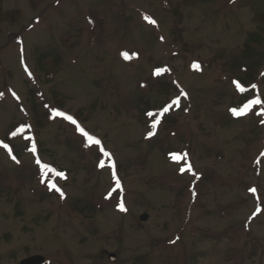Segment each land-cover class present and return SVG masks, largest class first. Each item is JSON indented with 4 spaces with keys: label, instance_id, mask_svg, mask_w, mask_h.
I'll use <instances>...</instances> for the list:
<instances>
[{
    "label": "rangeland",
    "instance_id": "374dc122",
    "mask_svg": "<svg viewBox=\"0 0 264 264\" xmlns=\"http://www.w3.org/2000/svg\"><path fill=\"white\" fill-rule=\"evenodd\" d=\"M31 1L0 0L14 17L0 22V264L37 254L50 264H264V107L235 120L234 72L216 68L249 61L239 51L258 34L251 56L264 71V0H204L181 21L161 0ZM44 56L61 65L52 82ZM154 66L165 69L164 92L139 87ZM35 93L58 116L43 129ZM147 107L174 112L177 127L155 124L147 138ZM28 123L32 147L11 144V128ZM42 164L68 172L50 183L63 199L35 179ZM203 170L218 183L193 203L188 183Z\"/></svg>",
    "mask_w": 264,
    "mask_h": 264
},
{
    "label": "trees",
    "instance_id": "16d2710c",
    "mask_svg": "<svg viewBox=\"0 0 264 264\" xmlns=\"http://www.w3.org/2000/svg\"><path fill=\"white\" fill-rule=\"evenodd\" d=\"M41 1V0H40ZM204 0H161L162 5L164 6V8L166 10H170L173 9V11L175 12V17L179 16V20L181 21L183 18V13L184 10L187 7L196 5L198 3H201ZM233 0H228V2H232ZM32 4L35 3V1H31ZM92 17V16H91ZM177 18V17H176ZM5 19H7L8 21L11 19H14L13 14L12 13H0V22L4 21ZM92 19L94 20V18L92 17ZM263 18L261 17H256V20L261 21ZM90 23L92 26V31L94 32H98L100 29V24L98 21H92L90 19ZM176 27H182V24H179V22L176 24ZM262 29H264V27H262ZM262 29L259 31V33L262 31ZM175 32V30H174ZM259 35L258 34H250V37L248 39V41L245 44V47L242 49H240L239 53L241 55L242 58H244V56L246 55V52H250L248 55H246V57L244 59H248L249 61L244 62L243 64H239V65H234L232 61H226L225 62H220L219 64H216V68H220L221 70L225 69L228 70L227 72H234L233 76L230 77L231 82H233V85L235 87L236 90H238V95H240V97H242L243 99L237 103L233 108L236 109H243L245 107V105L249 106L251 105V112L252 116L258 117L254 114V107H252V103H249L250 101H254L255 97L251 94H249L250 92L252 94H256L257 96L260 95L261 98V105L264 107V97L261 96V93H259L260 90V85L264 83V71H262L261 69L259 70L256 66H257V61L255 60L254 57L251 56V52L252 53H256L258 51L257 48L252 47L250 44H253L255 46H259L262 42V38H258ZM181 39L177 36L176 37V42H180ZM186 47H188V44H185ZM255 55V54H254ZM252 58V61H251ZM254 60V61H253ZM40 61V69L44 72L45 75V79L48 82H52L57 73L59 72V70L61 69V65L58 59L55 58H49V57H40L39 59ZM162 66V65H161ZM161 66H154L153 67V72H155L156 69H160ZM255 67V68H254ZM166 74L164 73H159L156 74L154 73V76H152L153 82L146 80V82H141L139 87L141 90L143 91H150L151 89H154L158 92H164L166 89L163 85L164 78H166ZM234 81L239 82V85L241 86L240 88L237 87L236 83H234ZM168 83V87H170V83ZM151 84L154 87H151ZM175 84V88L178 91V87H177V83L176 82H172V85ZM252 85H256L255 88L252 87ZM175 97V96H172ZM57 100V99H56ZM34 105H35V113H36V117L38 118V121L40 123L39 127L40 129H43L44 127L48 126L49 124H51L55 119H57L58 116H56L54 114V111H52V108L50 107L49 103L46 101V99L44 98V96L41 93H35L34 98ZM64 99L62 98L60 100V102L57 104V108L61 109L64 106ZM254 104V103H253ZM167 107V106H165ZM164 107H162L163 109ZM162 109L160 110H156V107H147L146 111H145V118L149 123V127L151 129V133H153L151 136H149L148 133L147 134V138H151V137H155V130L156 128L153 127L154 122H159L161 123V125H165L167 127L170 128H176V120L177 117L175 114L172 113H167L164 112ZM149 113H151L152 115H149ZM241 116H245V114L241 115ZM233 118L236 120L238 119V116L233 115ZM262 120V119H261ZM260 120H257V123L259 124ZM29 125H31V123L28 124H22L21 125V130L19 128L16 127H12L11 128V132L15 133V135H11L9 136L7 139L8 141L12 144V142L14 141L15 138L17 137H24L25 139H27L30 142V145L28 146V148L30 149V147L33 145L32 143L34 142L33 136H31L29 134V132L31 131V129L29 128ZM32 127V125H31ZM33 128V127H32ZM34 130V129H33ZM177 131V130H176ZM35 133V131H34ZM34 135V134H33ZM176 136V135H174ZM152 139V138H151ZM9 143V144H10ZM31 151V150H29ZM190 151V150H189ZM185 154V152H184ZM191 155V154H190ZM183 160L185 161L186 166L189 165V162H187L188 158L183 156ZM260 164H262L264 162V152L262 153V155L259 158ZM45 165L48 166V164H44L42 165L43 168H41L40 173L38 174V176L35 177V179H37V181L45 186V187H49L50 183L55 182L56 177L58 175V172H62L65 174H67V171H64V169H60L58 166L56 167V171L57 173L55 174L50 166L48 167H44ZM254 167H257V165H254ZM53 174L55 176H53ZM193 178L189 181L188 186L190 188L189 192H191L192 194V201L194 202H198L199 198L204 195V193L206 192L205 187L206 185L213 182L214 185H217L218 180L214 174V172L212 170H207V172L203 171H195V173L193 174ZM240 178V176L238 177V179ZM237 179V180H238ZM226 184V183H225ZM228 185V184H227ZM170 187L172 189H174L176 187V185H170ZM61 196V195H58ZM62 198V197H61ZM63 199V198H62ZM112 198L109 197H104V199L95 204V207L101 211V209L105 206H107V204L110 206V204L112 205ZM262 203V200H261ZM94 209V208H93ZM261 209L262 212L264 211V202L263 205L261 204ZM260 209V210H261ZM260 212V211H259ZM252 239H256V238H252ZM173 241V239L171 240H167L168 245H171V242ZM170 242V244H169ZM241 262L245 259V256L243 254H241ZM46 264H50V263H46Z\"/></svg>",
    "mask_w": 264,
    "mask_h": 264
},
{
    "label": "snow or ice",
    "instance_id": "6c2138e0",
    "mask_svg": "<svg viewBox=\"0 0 264 264\" xmlns=\"http://www.w3.org/2000/svg\"><path fill=\"white\" fill-rule=\"evenodd\" d=\"M145 19H148V17H145ZM151 23H155V21L154 20H152V21H150ZM123 55L125 56V58H128V54L127 53H123ZM163 71H165V69H156L155 70V73L156 74H159V73H161V72H163ZM234 83H236V85H237V87L238 88H240L241 86L239 85V82H237V81H234ZM252 87L253 88H255L256 87V85H252ZM184 95H186V93L184 94ZM261 101L259 100V98H257V99H255L254 101H250L249 103H255V104H259ZM248 106L247 105H245V108H247ZM165 111H167V108L165 109ZM230 111H232L234 114H236V115H240V114H243V110H237V109H235V108H233V109H230ZM57 115H61V116H63V115H65L64 113H60V112H57ZM149 115H152L151 113H149ZM67 119L68 120H70L72 123H77L75 120H74V118L73 117H71V116H67ZM153 127H155V124H153ZM78 130L79 131H81L82 133H84V135H86V136H88V134L86 133V132H84V129L83 128H79L78 127ZM153 133H149L148 135L149 136H151ZM13 135H15V133H13ZM88 139L91 141V140H93L94 138L93 137H91V136H88ZM95 143L96 144H99L100 143V141L99 140H95ZM4 147L5 148H8V145H4ZM106 155H107V153H106ZM12 159L13 160H16V157L13 155L12 156ZM17 163H19V161L17 160L16 161ZM37 163H40L39 161H37ZM44 167H48L47 165H45ZM53 171H54V169H53ZM181 171H183V169H181ZM58 175L59 176H61V177H63L64 176V173H58ZM53 189H55L56 191H58V192H60V195H61V197H63V195H64V193H63V191L61 190V189H59L55 184H51L50 185ZM250 191H255V189H250ZM118 207L120 208V209H124V205H123V203H121V204H119L118 205Z\"/></svg>",
    "mask_w": 264,
    "mask_h": 264
},
{
    "label": "water",
    "instance_id": "95a60500",
    "mask_svg": "<svg viewBox=\"0 0 264 264\" xmlns=\"http://www.w3.org/2000/svg\"><path fill=\"white\" fill-rule=\"evenodd\" d=\"M148 218V214L144 213L140 216V220L145 221ZM109 257L111 259L115 258L114 254H110ZM45 256L43 255H33V256H29L25 259H23L20 264H45Z\"/></svg>",
    "mask_w": 264,
    "mask_h": 264
}]
</instances>
